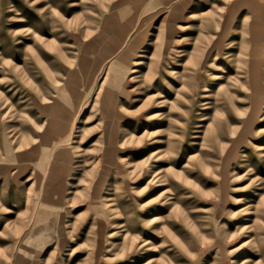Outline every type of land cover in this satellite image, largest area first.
<instances>
[{
    "label": "rangeland",
    "instance_id": "1",
    "mask_svg": "<svg viewBox=\"0 0 264 264\" xmlns=\"http://www.w3.org/2000/svg\"><path fill=\"white\" fill-rule=\"evenodd\" d=\"M252 28L264 0H0V264H264Z\"/></svg>",
    "mask_w": 264,
    "mask_h": 264
},
{
    "label": "bare ground",
    "instance_id": "2",
    "mask_svg": "<svg viewBox=\"0 0 264 264\" xmlns=\"http://www.w3.org/2000/svg\"><path fill=\"white\" fill-rule=\"evenodd\" d=\"M120 15H121L122 22H123V28L121 31H118L114 36L115 42H114V49L112 52L116 51L117 49H122V50H124L123 56H126V51L128 49V46H129L128 42L134 38L133 35L136 32H138V30L141 28L143 21L140 19V14L138 13V9H135V8L129 9V10L128 9L123 10L120 13ZM113 18L114 17H110V20H112ZM215 24H218V22L216 21ZM263 35H264L263 31H260L257 28H252V39L256 44V46L254 47L255 49L252 52H256V53L260 52L261 43H262L261 40L264 38ZM255 57H256V55H255ZM254 60L255 61H252V63H251L250 72L248 73V75H249L248 76L249 77V88H250V86L252 88H256L257 87L256 83H257V80L259 78L260 71H261V74H263V71L258 68V66H261V63H260L261 60H259V59H254ZM251 101H252L254 107L258 104V97L256 94H254L251 97ZM108 103L109 102H107V104ZM108 107H109V104L106 106L104 105L102 108V109H105L104 110L105 114H108V109H107ZM252 115H253V113L251 115H249V117H247L245 124H247L251 120ZM42 136H41V140L44 141L45 139ZM258 149L259 150L264 149V144L258 145Z\"/></svg>",
    "mask_w": 264,
    "mask_h": 264
}]
</instances>
